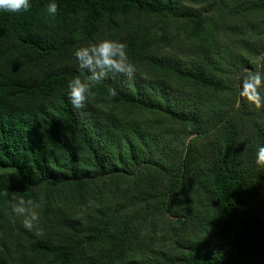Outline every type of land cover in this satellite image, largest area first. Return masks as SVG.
Masks as SVG:
<instances>
[{"label":"trees","instance_id":"trees-1","mask_svg":"<svg viewBox=\"0 0 264 264\" xmlns=\"http://www.w3.org/2000/svg\"><path fill=\"white\" fill-rule=\"evenodd\" d=\"M49 2L0 13V264H264V107L241 95L264 0ZM103 38L139 71L74 109L73 52Z\"/></svg>","mask_w":264,"mask_h":264},{"label":"clouds","instance_id":"clouds-1","mask_svg":"<svg viewBox=\"0 0 264 264\" xmlns=\"http://www.w3.org/2000/svg\"><path fill=\"white\" fill-rule=\"evenodd\" d=\"M31 0H0V13L22 14L30 11ZM44 11L48 16L55 18L58 14V5L50 0ZM78 72L87 73L86 79L80 75L74 76L67 84V98L74 109H85L91 95L92 81L102 82L109 76L122 78L131 82L138 73V67L130 62L126 46L116 40L103 38L87 45L78 46L73 52ZM241 95H246L250 103L257 109L264 107V75L250 74L242 84ZM247 148V145H246ZM255 165L264 167V145L255 149ZM39 205L32 200L14 199L11 203L12 212L22 219V226L32 231L39 221Z\"/></svg>","mask_w":264,"mask_h":264}]
</instances>
